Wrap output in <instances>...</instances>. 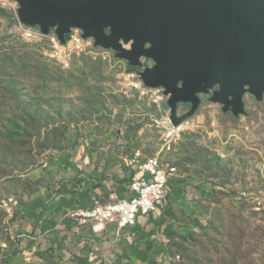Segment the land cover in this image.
Listing matches in <instances>:
<instances>
[{
    "label": "rangeland",
    "instance_id": "obj_1",
    "mask_svg": "<svg viewBox=\"0 0 264 264\" xmlns=\"http://www.w3.org/2000/svg\"><path fill=\"white\" fill-rule=\"evenodd\" d=\"M19 7L16 0L0 4V264L13 262L22 250L17 240L23 236L15 225L28 216L27 198L44 189L40 178L45 164L85 156L102 163L124 159L128 151L170 158L180 177V185L171 184L170 190L183 191L181 198L193 207L186 216L180 202L168 198L156 215L139 221L156 229L164 220L176 230L167 244L155 230L152 264H264V86L256 90L248 81L238 100L223 93L226 70L220 67L216 78L193 94L194 103L183 102L175 92L166 97V104L173 97L175 108L165 104L160 113L126 87L114 62L77 57L66 68L47 59L43 46L20 30ZM104 34L111 35V27ZM120 43L130 51L134 40ZM145 48L150 50L152 44ZM119 60L141 77L158 69L146 55L139 59L140 66ZM176 86L183 88L180 78ZM169 113L194 124L166 154L163 129L157 124ZM116 177L126 180L122 172ZM9 200L20 204L14 222L3 208ZM110 230L104 237L107 246L93 243L84 251V257L92 258L86 262L71 261L81 251L82 239L68 234L66 241L73 246L63 264H119L146 234L143 229L136 236ZM142 241L145 249L148 240ZM44 244L40 250L48 249ZM50 257L43 264H58Z\"/></svg>",
    "mask_w": 264,
    "mask_h": 264
},
{
    "label": "water",
    "instance_id": "obj_2",
    "mask_svg": "<svg viewBox=\"0 0 264 264\" xmlns=\"http://www.w3.org/2000/svg\"><path fill=\"white\" fill-rule=\"evenodd\" d=\"M16 1L19 20L28 27H40L45 34L58 28L62 41L80 28L97 46L113 49L116 58L137 66L149 56L158 69L142 81L163 89L166 97L176 92L183 102L194 103L193 94L214 80L220 67L226 70L223 93L238 100L248 81L256 90L264 86V0ZM111 26L106 36L104 30ZM121 40H134L132 50H123ZM147 43L150 50H145ZM179 78L182 89L176 86ZM172 99L166 105L173 110L177 104ZM195 111L196 106L190 115Z\"/></svg>",
    "mask_w": 264,
    "mask_h": 264
},
{
    "label": "crops",
    "instance_id": "obj_3",
    "mask_svg": "<svg viewBox=\"0 0 264 264\" xmlns=\"http://www.w3.org/2000/svg\"><path fill=\"white\" fill-rule=\"evenodd\" d=\"M42 169L46 170L40 178L41 181H44V189L27 198L28 216L23 214L25 217L19 218L15 225L21 230L18 236H23V238L19 237L17 244L24 246H21L22 250L20 254L16 255L15 260L8 264H43L47 258H51L50 256L58 264H63L67 257L66 253H70L68 247L72 248L73 246L72 241L70 243L66 241L70 233L76 239H82L79 245L83 248L79 253H76V258H70L71 261H91V257H84V251H89L93 243L107 246L104 243V237L110 234V229L118 230L115 226H108L104 232L98 234L94 230V223L84 222L78 214L92 211L97 203L109 204L114 199L121 201L131 198L128 190L130 182L126 183L123 177H116L119 172H122L126 178L130 176V172L124 166L123 158L120 160L107 158L99 163L90 156H85L82 159L73 158L66 162H58V164L47 163ZM59 169L63 170L61 174L56 173V170ZM107 181L111 182L109 186L105 185ZM180 207L186 216H190L193 207L185 204V201L180 203ZM145 222L143 221L144 224H146ZM145 226L139 224L135 228L145 230L146 234L153 233L152 240L155 241V244L157 242L156 231L163 237L161 242L164 244L173 240L176 235L172 223H167L164 220L158 223L156 229L153 224L144 228ZM164 228L168 231H164ZM133 229L124 232H132ZM101 237H103L101 240H97ZM59 239L63 241L59 242ZM76 239L73 242L76 241L78 244ZM41 243L48 244V249L40 250ZM157 247H161V245L158 244ZM71 253L75 254V251L71 250ZM92 255L97 257L95 252H92Z\"/></svg>",
    "mask_w": 264,
    "mask_h": 264
},
{
    "label": "built area",
    "instance_id": "obj_4",
    "mask_svg": "<svg viewBox=\"0 0 264 264\" xmlns=\"http://www.w3.org/2000/svg\"><path fill=\"white\" fill-rule=\"evenodd\" d=\"M10 2L11 0H0L3 6H7ZM20 26L25 38L43 46L47 59L66 68L77 57L98 63L114 62L120 68V79L126 87L141 101L148 102L150 106L162 112V107L166 104L164 91L146 87L139 73L125 68V63L116 58L111 50L97 46L94 38H86L82 29L73 28L65 35V41H62L57 33L58 28H52L48 34H45L40 27H28L21 22ZM193 124L194 122L189 118L181 121L171 113L161 118L157 126L163 129L166 154L171 153L172 146L180 141ZM123 163L131 176L128 187L131 198L121 201L114 199L109 204L97 203L92 211L78 214L84 222L94 223V230L98 234L104 232L108 226L117 227L119 232L133 229L139 225L141 219L156 215L162 205L168 202L170 185L174 181L180 182L179 171L170 158L148 157L128 151V156L123 159ZM3 208L9 222H14L20 204L9 200Z\"/></svg>",
    "mask_w": 264,
    "mask_h": 264
},
{
    "label": "trees",
    "instance_id": "obj_5",
    "mask_svg": "<svg viewBox=\"0 0 264 264\" xmlns=\"http://www.w3.org/2000/svg\"><path fill=\"white\" fill-rule=\"evenodd\" d=\"M126 183L131 182V176H128L126 178ZM172 184H175L177 187L180 185V182L174 181ZM185 193L183 191H180L178 189H174V191L171 192L169 189V199L170 200H177L178 202H184V199L181 198L182 195ZM161 210V208H160ZM140 228H135L132 230L133 236H136L138 233H140ZM137 233V234H136ZM140 239L138 242H136V245H134L133 248L130 249L129 255H125L124 257H121L119 260V264H134V260L140 261L143 264H152V255H153V249L150 250V245H154L155 243L152 241L153 233L151 234H141ZM141 238H147L148 242L146 244V248L142 249L143 247V241Z\"/></svg>",
    "mask_w": 264,
    "mask_h": 264
},
{
    "label": "bare ground",
    "instance_id": "obj_6",
    "mask_svg": "<svg viewBox=\"0 0 264 264\" xmlns=\"http://www.w3.org/2000/svg\"><path fill=\"white\" fill-rule=\"evenodd\" d=\"M95 16H99V14H95ZM84 24H90V22L89 21H84ZM111 28H112V26H111ZM174 95L178 96L177 94H174Z\"/></svg>",
    "mask_w": 264,
    "mask_h": 264
}]
</instances>
